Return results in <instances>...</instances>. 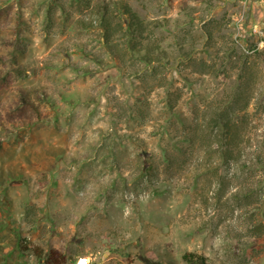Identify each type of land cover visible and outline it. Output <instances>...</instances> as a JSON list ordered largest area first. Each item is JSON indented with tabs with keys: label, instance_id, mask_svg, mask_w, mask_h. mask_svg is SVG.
<instances>
[{
	"label": "rangeland",
	"instance_id": "1",
	"mask_svg": "<svg viewBox=\"0 0 264 264\" xmlns=\"http://www.w3.org/2000/svg\"><path fill=\"white\" fill-rule=\"evenodd\" d=\"M245 55L252 140L208 164L195 118ZM263 142L264 0H0V264H264Z\"/></svg>",
	"mask_w": 264,
	"mask_h": 264
},
{
	"label": "trees",
	"instance_id": "2",
	"mask_svg": "<svg viewBox=\"0 0 264 264\" xmlns=\"http://www.w3.org/2000/svg\"><path fill=\"white\" fill-rule=\"evenodd\" d=\"M113 4L114 8H119L120 3L110 1L103 6L101 11L98 10L99 15H101L100 28L105 33L106 42H109L115 33L109 18L111 15L110 8ZM120 9L124 11L123 14L130 15L129 20H133L128 26V30L131 32L140 30L142 24L135 18L131 8L123 4ZM253 50H246V53L255 52ZM130 51L138 52L135 46H132ZM245 56L241 62L236 85L232 88L228 99H220L209 105L203 119L195 118L193 125L194 141L198 142L205 150V160L208 164L213 165L216 161L221 167L223 165L240 167L243 143L245 139L247 141L252 140L248 134L252 132L254 127H249L251 114L248 111L255 96L258 75L254 69V64L249 61V56ZM262 146L264 147V142ZM263 151L264 149L256 155L254 163H249V165L245 163L243 166L251 169V171L264 173ZM150 168L148 167L145 172H148ZM238 195L235 194L234 198L239 199ZM262 225L264 226V224ZM183 260L187 264H208L204 256L195 253L184 254ZM66 261L67 258L61 251L52 250L49 253L47 264H65Z\"/></svg>",
	"mask_w": 264,
	"mask_h": 264
},
{
	"label": "bare ground",
	"instance_id": "3",
	"mask_svg": "<svg viewBox=\"0 0 264 264\" xmlns=\"http://www.w3.org/2000/svg\"><path fill=\"white\" fill-rule=\"evenodd\" d=\"M82 263V261L80 262V264Z\"/></svg>",
	"mask_w": 264,
	"mask_h": 264
}]
</instances>
